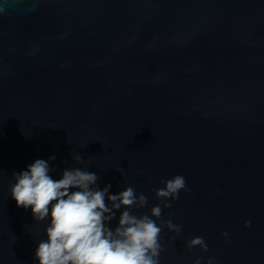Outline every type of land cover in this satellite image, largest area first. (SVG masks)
Returning a JSON list of instances; mask_svg holds the SVG:
<instances>
[{
  "label": "water",
  "instance_id": "water-1",
  "mask_svg": "<svg viewBox=\"0 0 264 264\" xmlns=\"http://www.w3.org/2000/svg\"><path fill=\"white\" fill-rule=\"evenodd\" d=\"M37 159L133 187L136 215L182 175L159 264H264V0H0V264H39L50 220L10 192Z\"/></svg>",
  "mask_w": 264,
  "mask_h": 264
},
{
  "label": "clouds",
  "instance_id": "clouds-1",
  "mask_svg": "<svg viewBox=\"0 0 264 264\" xmlns=\"http://www.w3.org/2000/svg\"><path fill=\"white\" fill-rule=\"evenodd\" d=\"M49 159L54 161L56 157ZM73 159L83 162L80 155ZM49 173L48 161L37 159L27 170L13 173L15 183L10 188L17 207L31 208L38 223L50 220L45 229L47 239L40 240L35 250L34 259L39 264H159L162 231H182L171 220L161 219V205L170 208L168 201L178 200L181 190L191 191L182 175L161 181L165 186L156 190L161 204L151 208V215H136L132 209L145 208L148 199L143 194L137 196L131 186L109 195L111 184L101 190L94 172L65 169L59 180ZM122 208L113 229L110 223ZM250 224L245 222L246 226ZM197 246L208 251L203 237L187 243L189 251ZM208 264H214V258H209Z\"/></svg>",
  "mask_w": 264,
  "mask_h": 264
}]
</instances>
